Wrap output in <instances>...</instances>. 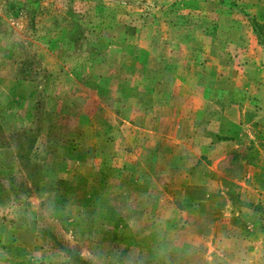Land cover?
<instances>
[{"label":"rangeland","instance_id":"obj_1","mask_svg":"<svg viewBox=\"0 0 264 264\" xmlns=\"http://www.w3.org/2000/svg\"><path fill=\"white\" fill-rule=\"evenodd\" d=\"M0 264H264V0H0Z\"/></svg>","mask_w":264,"mask_h":264}]
</instances>
